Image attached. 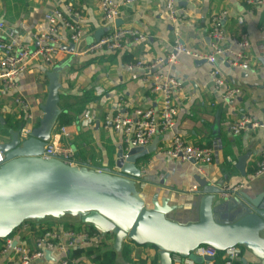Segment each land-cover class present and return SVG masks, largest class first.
<instances>
[{"label":"crops","instance_id":"obj_1","mask_svg":"<svg viewBox=\"0 0 264 264\" xmlns=\"http://www.w3.org/2000/svg\"><path fill=\"white\" fill-rule=\"evenodd\" d=\"M176 7L181 20L170 22L163 0H137L131 6H121L119 17L114 23H109L101 19L98 0H0V22L7 32L6 39L20 49L36 46L34 37L45 28L44 14L54 9L69 8L78 12L84 31L78 44L71 43L66 32H61L58 45L62 51L55 57L53 65L46 66L34 60L19 76L17 94L26 101V110H19L13 102V94L0 83V144L10 139L14 122L23 121L25 126L32 128L37 125L43 115L41 106L46 100V73L59 66L61 89L58 105L61 112L65 111L78 120L84 114L93 119L89 128H79L74 122L64 126L66 136L61 140L73 149L76 165L114 173L119 148L123 153L128 148L121 144L119 136L111 128L104 127L103 119L107 115L129 113L133 108L156 107L158 104L149 84L142 79L144 72L130 71L126 64L136 60L151 62L165 56L175 35L189 49L208 52L209 19L213 14L227 11L223 31L228 37L246 35L250 45L248 53L252 56L250 67L238 69L218 59L217 67L224 79L222 88L212 83L210 66L191 56L181 55L174 65L160 67L162 73L181 82V88L173 97L177 115L170 131L153 138L157 140L154 150L137 160L136 165L141 170L138 183L148 197H167L169 204L176 206L170 217L180 222L195 218L198 204L195 190L199 189L200 181L216 187L218 191L225 185L244 183L238 192L250 198L264 193V174L252 176L264 150V128L250 129L238 135L230 131L232 122L243 118L264 125V59L256 52L257 45L264 44V9L249 5L245 0H178ZM238 18L242 19L241 23ZM114 28L136 29L146 39H127L120 50L113 52L83 53L87 43L96 41ZM2 55L0 49V58ZM228 88L240 90L232 108L222 99ZM56 132L54 130L52 134ZM174 135L194 146L211 149V163L203 165L199 171L192 163L165 157L162 150ZM34 222L35 229L21 226L11 236L22 244L33 246L39 227L38 221ZM41 222L44 223L42 227L69 230L71 228L67 226L73 225L76 230L86 229L83 223L70 220L57 221L52 225ZM98 237L96 249L92 251L112 250V234H100ZM125 244L128 254L125 258L122 250L116 253V264H159L156 249L131 242H123L122 248ZM55 259L54 254L47 253L43 260L32 264H44ZM239 261L258 264L244 249ZM215 263L223 264L220 257ZM77 264L95 263L89 256H82Z\"/></svg>","mask_w":264,"mask_h":264},{"label":"water","instance_id":"obj_2","mask_svg":"<svg viewBox=\"0 0 264 264\" xmlns=\"http://www.w3.org/2000/svg\"><path fill=\"white\" fill-rule=\"evenodd\" d=\"M60 70L55 66L46 73L43 115L28 137L19 140V131L11 130L10 139L0 144V239L27 220H70L112 234L115 253L123 242L152 245L159 264H171L172 255L201 263L192 253L200 245L218 252L240 246L264 264V193L250 198L237 192L224 199L216 187L200 181L195 218L174 220L170 216L176 206L165 196L148 197L138 183L137 160L154 150L156 139L147 147H129L126 153L119 148L114 173L42 159L61 114Z\"/></svg>","mask_w":264,"mask_h":264},{"label":"built area","instance_id":"obj_3","mask_svg":"<svg viewBox=\"0 0 264 264\" xmlns=\"http://www.w3.org/2000/svg\"><path fill=\"white\" fill-rule=\"evenodd\" d=\"M101 19L104 22L114 23L119 17L121 6H131L137 0H98ZM178 0H163L164 11L170 22L180 19L177 11ZM249 5H255L264 9V0H245ZM70 15L71 17L69 18ZM227 18V11L211 15L209 19V51L199 52L189 49L175 35L169 52L151 62L136 60L126 64L130 71L141 70L144 72L143 81L150 86V91L157 97L156 107H137L129 113L107 115L103 119L104 127L111 128L119 136L121 144L126 147H146L152 139L161 133L170 131L175 123L177 107L174 102V94L181 88V82L160 71L163 65H174L181 55L191 56L198 61L210 66L209 77L212 83L222 88L224 79L217 67V60H224L229 66L238 69H248L251 65L252 56L248 53L249 42L246 35L226 36L223 24ZM45 28L35 37L36 46L32 49H20L11 40L6 39L7 32L4 24L0 22V49L3 55L0 58V83L6 91L13 94V102L19 110H26L28 105L17 93V80L27 69L30 62L38 60L46 66H52L55 57L62 48L58 45V36L66 32L69 41L78 44L83 37V27L79 23L80 14L69 8L54 9L44 14ZM241 23L242 19L238 18ZM127 39L143 41L146 37L136 29L114 28L94 42L84 46V54L96 52H113L122 48ZM257 56L264 59V44L256 47ZM240 95L238 88H228L224 91L223 101L228 107H233L236 98ZM30 118L29 116L27 117ZM79 128H89L93 119L87 114L74 122ZM264 128L257 121L250 118L234 120L230 125L233 135L250 129ZM32 127L24 125L19 130V140L28 137ZM66 136V128L61 126L45 145L41 158L44 160L57 159L67 165H76L73 149L61 139ZM165 157L179 162L192 163L199 171L203 165L212 161V151L209 148H201L186 142L180 136H173L167 147L162 150ZM4 163V154L0 150V165ZM264 174V150L258 162L257 169L252 175L258 177ZM244 187V183L235 186L221 187V197L229 198ZM195 187L192 188L194 190ZM27 228L29 225H22ZM25 226V227H24ZM33 246L16 241L15 237L9 236L0 241V264H32L45 258V254L51 253L56 259L46 261L44 264H77V259L72 256L76 249L93 250L98 242V234H92L87 229L65 230L57 227H38ZM192 253L202 258L201 263H195L188 258L178 255L171 256V264H216L218 251L200 245ZM223 264H234L242 255L240 246L230 247L221 252Z\"/></svg>","mask_w":264,"mask_h":264},{"label":"trees","instance_id":"obj_4","mask_svg":"<svg viewBox=\"0 0 264 264\" xmlns=\"http://www.w3.org/2000/svg\"><path fill=\"white\" fill-rule=\"evenodd\" d=\"M76 120H78V119H74L73 116L68 115V113L65 112V111H62L60 116H59V119H58L57 125L55 127V130L57 131L61 126L70 125L71 123L75 122ZM23 125H24L23 121L14 122L11 128H12V130L19 131L22 128ZM24 224H28L30 228L35 229V225H36L35 222H28V223L24 222L22 225H24ZM38 225H39V227H42V224L39 223ZM84 225H85V227H86V229H87V231L89 233H92V234L96 233L98 235L101 234L100 232L95 230L91 225H87V224H84ZM67 227L71 228L72 230H76V228L73 227V225H68ZM1 240L2 239H0V241ZM144 246L156 249L152 245H144ZM95 249H94V251H95ZM94 251H92V250H84V249H76V250H74L72 252V256L74 258H76L78 261L82 258V256H84V257L89 256L91 258V261L94 262L95 264H116V253L113 250H105V251H103L101 253H97V252H94ZM127 254H128L127 246L125 244V245H123V248H122V255H123V257L126 258ZM221 255H222V253L218 252L217 258L218 257L221 258ZM125 261H127V259H125ZM238 264H242L241 261H239Z\"/></svg>","mask_w":264,"mask_h":264},{"label":"rangeland","instance_id":"obj_5","mask_svg":"<svg viewBox=\"0 0 264 264\" xmlns=\"http://www.w3.org/2000/svg\"><path fill=\"white\" fill-rule=\"evenodd\" d=\"M47 220H48V219H45V220H43V221H45L46 223H49L50 225H52V224H56V223H57L56 220L53 221V222H47ZM26 222L28 223V222H34V221H32V220H27ZM38 223L44 224V223L41 222V221L38 222ZM59 223H60V222H59ZM59 223H58V224H59ZM49 224H47V225H49ZM25 225H28V224H25ZM63 225L66 226L65 224H63ZM18 230H20V228H18V229L15 231V233H17Z\"/></svg>","mask_w":264,"mask_h":264}]
</instances>
